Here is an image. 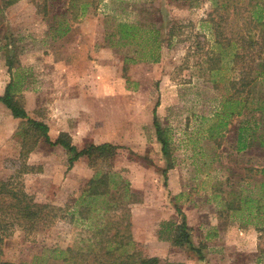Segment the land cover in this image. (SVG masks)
<instances>
[{"label": "rangeland", "instance_id": "rangeland-1", "mask_svg": "<svg viewBox=\"0 0 264 264\" xmlns=\"http://www.w3.org/2000/svg\"><path fill=\"white\" fill-rule=\"evenodd\" d=\"M254 1L233 0L232 7ZM210 7V0H18L0 9V95L14 81L16 99L47 124L51 140L67 132L77 149L119 146L69 167L64 148L49 145L0 102V179L54 207V217L33 228L11 225L0 262L82 263L75 250H98L129 221L146 256L172 264H264V150L257 139L235 148L237 125L264 119V48L257 54L256 45L248 47L246 61H232L242 48L235 40L215 42L205 21ZM172 20L185 21L181 44L165 40ZM243 21L242 12L233 15L224 31L246 35ZM120 22L135 28L130 37L119 38ZM154 51L156 61L149 59ZM241 63L255 79L239 91ZM154 107L168 156L156 137ZM104 173L109 192L87 195L90 179ZM236 196L239 209H230ZM176 207L194 248L171 243L182 220Z\"/></svg>", "mask_w": 264, "mask_h": 264}, {"label": "trees", "instance_id": "trees-1", "mask_svg": "<svg viewBox=\"0 0 264 264\" xmlns=\"http://www.w3.org/2000/svg\"><path fill=\"white\" fill-rule=\"evenodd\" d=\"M17 1L18 0H0V9H5ZM210 1L211 7L207 11L205 21L208 23L207 27L211 30L215 42L220 43L221 46L227 47L231 44L232 40H235L236 42H239V45L242 48L240 52L234 54L232 61L237 62L239 59H245L247 52L252 53V51L247 48H253L254 45L257 46L259 51H256H258L257 54H259L264 48V44L261 45V43H264V4L262 6V1L256 0L253 4L249 3L247 6L239 4L233 5V7V0ZM251 7H255V9H253V14L249 16L244 15ZM84 9L85 6H83L82 10ZM241 12L244 19L243 26L245 27L243 32L246 33V35L240 34V36L235 38L236 35L235 37L230 36L229 32L226 33L224 31L223 24L228 23L229 20L233 18V15H238ZM184 22V20H172L165 37V40H167L169 45L183 43L184 39H180V28H182ZM117 27L119 38L123 39L130 37L135 29L132 25L123 22L118 23ZM158 33L159 30L156 29L153 40L156 50L159 48L160 41H162L158 38ZM158 58L159 53L156 51L151 53L149 57L152 61H156ZM127 61H129V58L125 60V64ZM7 64L9 69H11L13 61L12 57L9 55L7 57ZM250 66H253V64L250 63ZM239 70L241 75L239 81L241 85L243 84V87H247L255 79L252 75V67H249L246 63H241V65H239ZM234 84H237L236 81H234ZM13 89L14 81L11 80L5 86L3 94L0 95V102L10 110L13 117L26 119L32 127L34 126L37 128L40 131L41 136L49 145H58L64 148L68 154L69 167L72 166L74 161L82 156H86L90 163L94 157H108L119 148L118 145L103 142L99 144L91 143L86 147L77 149V147L71 143L70 135L67 132H61L54 140H51L48 135L47 124L28 116L27 111L16 99ZM242 90L243 88L239 91ZM157 105L158 102L155 103V106ZM153 124L156 130V137L161 144V151L164 155L168 156V141L164 137L163 129L157 121L155 107L153 109ZM88 186L87 195L89 196L108 193V173H104L97 178L90 179ZM53 210L54 207L45 203L35 202L33 198L24 190L11 186L6 179H0V244L10 235L9 229L14 223L23 225V228H33L34 224H36L38 220H46L48 215H51L53 218ZM176 211L182 216V220L179 224L174 226L175 228L173 229L171 243L179 246L186 244L191 248H194L192 247L189 239V226L185 221V216L178 207H176ZM129 226L130 222L127 221L123 229L116 227V230L111 235V238L102 240L104 243L102 245L100 244V248L96 251H82L80 249L75 250L72 257L76 259L79 257L85 262L78 263L75 260L72 264H93V262L86 260V257L90 254H92L95 258H98L95 259L96 261L94 260L95 262H98V264H172L162 258H159L158 256H146L143 254L139 244L132 240V236L129 232ZM262 230L264 231V229ZM65 250L72 252L70 247H67ZM0 264L12 263L1 261Z\"/></svg>", "mask_w": 264, "mask_h": 264}, {"label": "crops", "instance_id": "crops-1", "mask_svg": "<svg viewBox=\"0 0 264 264\" xmlns=\"http://www.w3.org/2000/svg\"><path fill=\"white\" fill-rule=\"evenodd\" d=\"M20 36V35H19ZM264 53H262L263 55ZM264 80V78H263ZM242 88L244 90L245 87H243L242 84ZM239 96L233 97L231 98V100L235 101V102H239L240 98ZM247 100L246 97H243V102L245 103V101ZM261 123V127H262V132L258 133L256 131V127H258V125H260ZM259 128V127H258ZM258 140V146L260 149L264 150V119L260 122L259 120L255 121H245V122H240L237 127H236V145L235 148L237 149V151H243L245 149H247L249 146H251L252 143H254L255 140ZM261 171H264V169H262ZM234 201L236 202V205H232L229 206L230 209H239V205H238V201H240V197L236 196L234 197ZM231 201H233V199H231ZM262 230V229H261ZM172 260V259H171Z\"/></svg>", "mask_w": 264, "mask_h": 264}]
</instances>
